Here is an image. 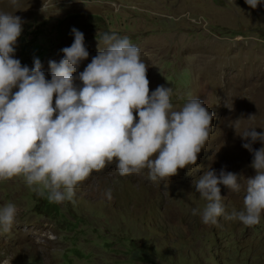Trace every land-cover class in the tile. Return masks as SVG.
<instances>
[{
	"label": "rangeland",
	"instance_id": "obj_1",
	"mask_svg": "<svg viewBox=\"0 0 264 264\" xmlns=\"http://www.w3.org/2000/svg\"><path fill=\"white\" fill-rule=\"evenodd\" d=\"M0 12L23 21L13 58L30 69L38 58L49 81V61L63 59L73 28L89 53L75 77L102 35L114 32L139 48L150 92L171 87L175 109L198 98L213 114L196 163L163 181L147 169L120 176L114 161L79 184L71 201L53 203L22 177L0 180V208H17L11 229L0 228V264H264V211L252 227L224 216L204 224L192 214L207 203L192 186L204 172L238 175V192L220 185L229 215L243 209L247 179L256 175L240 135L264 132V0L255 9L245 0H0Z\"/></svg>",
	"mask_w": 264,
	"mask_h": 264
},
{
	"label": "clouds",
	"instance_id": "obj_2",
	"mask_svg": "<svg viewBox=\"0 0 264 264\" xmlns=\"http://www.w3.org/2000/svg\"><path fill=\"white\" fill-rule=\"evenodd\" d=\"M245 3L255 9L261 0ZM22 23L19 16L0 12V180L22 177L29 189L47 194L49 202L63 203L73 199L75 188L94 171L114 161L120 176L147 169L152 181L196 163L213 114L198 98L175 109L171 87L159 85L150 92L148 66L127 36L104 33L98 54L75 77L89 53L84 34L73 28L74 42L62 49L63 59L49 61V81L38 58L31 69L13 58ZM77 78L80 87L74 83ZM240 136L249 141L242 147L253 154L251 167L256 170L247 179L243 209L229 215L222 204L220 185L238 192V175L209 169L192 184L207 201L203 209L192 211L204 224L215 225L221 216L247 227L260 223L264 147L254 150L252 144L264 143V132L249 129ZM105 194L111 199L110 189ZM16 214L12 203L0 208L3 231L11 229Z\"/></svg>",
	"mask_w": 264,
	"mask_h": 264
},
{
	"label": "water",
	"instance_id": "obj_3",
	"mask_svg": "<svg viewBox=\"0 0 264 264\" xmlns=\"http://www.w3.org/2000/svg\"><path fill=\"white\" fill-rule=\"evenodd\" d=\"M251 161H253V157H252Z\"/></svg>",
	"mask_w": 264,
	"mask_h": 264
}]
</instances>
